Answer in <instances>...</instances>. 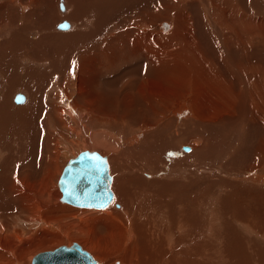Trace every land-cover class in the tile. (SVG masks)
<instances>
[{
    "label": "bare ground",
    "instance_id": "bare-ground-1",
    "mask_svg": "<svg viewBox=\"0 0 264 264\" xmlns=\"http://www.w3.org/2000/svg\"><path fill=\"white\" fill-rule=\"evenodd\" d=\"M211 3L201 2L213 36H224L219 55L185 25L180 0H160L162 15L136 0H0V264H52L42 254L54 249L42 250L71 245L60 227L84 211L98 216L81 218L86 238L75 242L97 264H264V58L254 44L264 32L242 48ZM129 58L147 67L139 79L107 84ZM250 122L252 140L255 125L235 134ZM82 149L106 156L113 196L103 207L64 198L59 178L50 184L58 155ZM192 183L202 186L195 197Z\"/></svg>",
    "mask_w": 264,
    "mask_h": 264
},
{
    "label": "rangeland",
    "instance_id": "rangeland-1",
    "mask_svg": "<svg viewBox=\"0 0 264 264\" xmlns=\"http://www.w3.org/2000/svg\"><path fill=\"white\" fill-rule=\"evenodd\" d=\"M139 1H142V4L144 5L145 4V8H146V14L147 13H151V12H158L160 15H162L163 14V12L161 11V9H160V7H158V5H157V3L159 4V2H160V0H136V2L138 3ZM157 1V2H156ZM192 1L193 0H189V1H182L181 2V0H180V3H181V6H180V4L179 5H176V8H177V10L180 12V11H182V9L185 11V13H187V14H190V20L189 21H186V20H183L184 22H189V23H185V25H188L189 27L190 26H192L194 29H200V31H198L197 29H196V34H197V36L199 37V39L201 40H203V43H204V45H205V47H207V48H209V49H211V47H212V45H214V47H215V49H214V51H211V53H213V54H215V55H219L220 54V50H221V52L223 53V51H222V43L220 42L221 40V37H215V35L213 36V28H212V26H209V25H211L212 23L210 22V20H209V17H208V14L203 10V7H202V5L203 4H201V2H202V0H197V2H194L193 3V5H190L189 3H192ZM198 1H199V3H198ZM212 3H211V6L210 7H212L213 9H214V15H215V18H216V20L217 21H219L220 22V20L223 22L226 18H228L227 20H228V23L230 24V26H231V29H232V34L231 35H229L232 39H234L233 40V42H235L236 41V38H235V34H236V32H237V34H239V39H241V42H240V46L242 47V48H247V47H250L252 44H251V42L253 41V40H255V39H257L258 38V36H261L262 37V33L264 32V26H263V24H262V22L264 21V0H253V3H251L250 2V0H245L246 1V3H245V5H244V7L248 10H244L245 8L244 7H242L240 4L238 5L237 4V6L235 5V0H234V2H232V0H231V12H227L226 10H224V6H222L221 7V3L223 2V0H210ZM256 2H258V3H256ZM133 3L135 4V2L133 1ZM151 3H153V4H151ZM212 4H214V6L212 5ZM149 6V7H147V6ZM188 5V6H187ZM253 5V6H252ZM157 6V7H156ZM234 6L239 10V9H242V10H239V12L236 10V8H234ZM239 6V7H238ZM250 6V7H249ZM252 7V8H251ZM60 8V7H59ZM174 7H172V8H169L170 9V11H171V9H172V11L174 10L173 9ZM194 8V9H193ZM249 8H251L250 10H249ZM258 9V10H257ZM114 12H116V10L114 9L113 10ZM113 11H111V12H113ZM171 11V14H173V12ZM250 11H253L252 13L250 12ZM204 12V13H203ZM211 11H209V13H210ZM247 12V13H246ZM194 13H196V14H194ZM194 14V15H193ZM243 14H244V16H243ZM251 14V16H249ZM255 14V15H254ZM196 15V16H195ZM202 15H203V17H202ZM211 15H212V13H211ZM231 15V16H230ZM239 16V17H238ZM247 16V17H246ZM255 16V17H254ZM208 17V18H207ZM213 17V16H212ZM233 17V19H231V18ZM197 18V20H198V22L200 23V26H197V23L195 22L196 19ZM241 18H242V21H241ZM62 18H61V16H60V19H59V21L61 20ZM63 19H67L68 20V18H66L64 15H63ZM172 20H174V18H172ZM232 20V21H231ZM175 21V20H174ZM202 21V22H201ZM233 21H235L236 22V24H233L232 22ZM249 22V23H246V22ZM57 22V21H56ZM191 22H193L192 24H191ZM238 22H240V25H239V23ZM224 23V22H223ZM233 24V25H232ZM260 25L261 24V28L258 26V25ZM32 25H34V24H32ZM173 25H174V23H172V25H171V27H173ZM237 25V26H236ZM209 28H208V27ZM234 26V27H233ZM262 26H263V28H262ZM174 27H175V25H174ZM59 28V27H58ZM70 28V27H69ZM68 28V29H69ZM237 30H236V29ZM60 30H68V29H61V28H59ZM203 29V30H202ZM207 29V30H206ZM246 29V30H245ZM263 30V31H262ZM212 31V32H211ZM226 31H228V29L227 30H225V32ZM244 31V32H243ZM249 31V32H248ZM253 31L255 32V33H253ZM209 32H211V33H209ZM224 32V35H226V33ZM212 34V36H208V35H211ZM254 34H256L255 36H254ZM168 35V34H167ZM243 35V36H242ZM247 35V36H246ZM163 36H165L164 34H163ZM252 36V37H251ZM214 38V39H216V41H214V42H212L211 40H210V42H208L209 41V39H211V38ZM256 37V38H255ZM207 38H208V41H207ZM220 38V39H219ZM249 38V39H248ZM218 39V40H217ZM222 39H224V36L222 37ZM244 39H247L246 41L244 40ZM20 40L21 41H23V38H20ZM250 41V43L248 44L247 42H249ZM218 42V43H217ZM245 42L248 44V46L245 44ZM213 43V44H212ZM256 43V44H255ZM210 44V45H209ZM242 44V45H241ZM254 44L255 45H258V48H257V51L260 53V55L264 58V42H262V41H255L254 42ZM218 45V46H217ZM236 45V44H235ZM244 45H245V47H244ZM124 45H121L120 47H119V49H118V51L120 52V48L121 47H123ZM220 46V47H219ZM222 46V47H221ZM237 47V46H236ZM217 48H218V50H217ZM235 49V48H234ZM238 49V48H237ZM237 52V51H236ZM247 52L248 51H246V53H243V57L247 54ZM123 53H124V51L122 52V56H123ZM228 53H231V52H228ZM237 53H239L240 54V51L238 50V52ZM236 54V53H235ZM239 54H236V55H239ZM133 59H135V58H129L128 60H126V61H124L125 62V64L124 65H122L123 67H125V68H123L122 66H121V59H120V62H119V64H118V66H116L115 68H114V70H115V72H113L112 74L110 73V71H109V75L110 76H108L107 75V77L108 78H113V76H115V74H116V76L115 77H117V79L114 81V82H111V83H107V84H112V85H114V86H120L121 84H122V82H125L127 79H135V78H138V75H137V72H139L141 69H143V68H147L145 65H139V66H137V67H135L136 66V63H138L139 61H140V59H135V61L134 62H132V60ZM123 62V61H122ZM128 65V66H127ZM118 67V68H117ZM118 69V70H117ZM125 69V70H124ZM128 69V70H127ZM119 71H120V73H119ZM122 72V73H121ZM124 72V73H123ZM119 76H123L121 79H120V77ZM119 78V79H118ZM262 78H264V74H263V76H260L259 77V83H257V85H258V87H260L261 88V92H263L264 93V79L262 80ZM100 79H102V81H104V80H106L107 78L106 77H101ZM139 79V78H138ZM262 85V86H261ZM101 87V86H100ZM108 87V86H107ZM109 88V90L111 89L110 87H108ZM263 88V89H262ZM11 91H10V90ZM8 90V91H7ZM13 89L12 88H6V93H13L14 91H16V90H14L13 92ZM26 93V92H25ZM26 96H28V99H29V94H28V92H27V95ZM5 97H7V95L5 96ZM13 100H14V102L16 103V101H15V99H14V97H13ZM23 102V101H22ZM253 123V124H252ZM250 125V126H249ZM251 125H255V123L254 122H250L249 124L247 123V124H243V125H241L240 127H239V129L235 132V134L236 135H238V133H239V135H248L249 134V132L250 131H252L253 130V127L251 126ZM263 125V126H262ZM261 125V127H262V129L264 130V123ZM33 126H35L36 127V125H34L33 124ZM249 126V127H248ZM248 127V128H247ZM252 127V128H251ZM257 125H255V130H253L252 131V133H251V135L249 136L250 137V140H252L251 138H252V136L254 137L255 136V133L257 132ZM38 129H39V127H37ZM252 130H251V129ZM249 129H250V131H249ZM241 130V131H240ZM248 130V131H247ZM31 131H33L32 132V135H34V133H36V131L35 130H31ZM30 131V132H31ZM247 131V132H246ZM253 132H254V134H253ZM247 133V134H246ZM75 134V133H74ZM262 134H264V132H262ZM75 136V135H74ZM222 136V135H221ZM181 145H183V144H181ZM184 147V146H183ZM113 150H114V148H112ZM111 149V151H113ZM190 149V148H189ZM189 149H185V147L183 148V150H185V151H188ZM116 150V149H115ZM64 151V150H63ZM80 151V150H79ZM79 151H76V153H72V154H70L71 156H69L68 154H67V152L66 153H64V154H60V155H58V157H57V159H56V163H55V165L52 167V172L51 173H49V175H48V177H49V180H50V184H52V185H56V183H57V178H59V176H60V171H62V169H63V167L65 166V164H66V161L69 159V158H71L72 156H75ZM110 152V151H109ZM74 154V155H73ZM62 156H64V157H62ZM62 157V158H61ZM67 157H69V158H67ZM59 158V159H58ZM239 160H240V158H236V159H233L232 160V162H233V166H239ZM58 165V166H57ZM57 167H58V169H57ZM208 166L206 165V168H207ZM54 168H56V170L54 169ZM203 168H205V167H203ZM190 169V168H189ZM55 173V174H54ZM51 176V177H50ZM54 177V178H53ZM52 180V181H51ZM56 180V181H55ZM55 182V183H54ZM196 183H192V185H195ZM244 184H247V183H244ZM244 184H241L242 185V187L243 188H245V190H250L252 187L250 186V185H247V186H245ZM240 185V184H239ZM196 186H198V188H197V190H193V188L194 187H191L192 188V196L193 197H195L194 196V194L195 195H198V193H199V191H200V189H201V187L202 186H200L199 187V185L197 184V185H195V187ZM249 186V187H248ZM115 187V186H114ZM251 187V188H250ZM49 188V187H48ZM47 188V189H48ZM52 188V187H51ZM50 188V190L51 191H49V193L50 194H53V192H52V189H55V188H52L51 189ZM169 188V190H171V188H170V186L168 187ZM188 189H190V187L188 188ZM49 190V189H48ZM56 190H57V188H56ZM113 191H115V189L113 188ZM197 191V192H196ZM57 192H58V190H57ZM170 191H166V198L168 197L167 195V193H169ZM47 193V191H45V194ZM194 193V194H193ZM115 199H116V197H115ZM120 199V198H119ZM58 200H59V198H58ZM61 203V202H60ZM262 204V203H261ZM70 207H71V205L70 204H68ZM263 205V204H262ZM83 208H86V207H83ZM107 208V207H106ZM106 208H103V209H100V210H104V209H106ZM88 209V208H87ZM89 209H92V208H89ZM74 210H76V209H74ZM97 210V209H96ZM70 211H72V210H69V211H67V212H70ZM76 213V212H75ZM79 213V214H78ZM96 213H98V212H90V211H84V212H77L76 213V215L75 214H73V216H75L73 219H71V220H69L70 221V223L71 224H67V220H64V222L62 223V225H61V231L63 232V234H64V239H62L63 240V243H66V244H69L70 242H75L76 240H77V242H78V240H83L84 241V239L86 238V236L84 235L85 233H87V231L85 232V230H83V232H78V230H80L79 229V227L76 225V224H78V222L79 223H81V218L82 217H93V216H98V214H96ZM78 215V216H77ZM82 215V216H81ZM84 215V216H83ZM80 219H79V218ZM76 221H75V220ZM74 221V222H73ZM72 223H74L75 225H73ZM68 225H70V226H68ZM64 226H66L67 227V229H65L64 230ZM71 227H73V228H71ZM77 228V229H76ZM71 229V230H70ZM70 230V231H69ZM73 232L74 233H76V234H73ZM68 233V234H67ZM83 233V234H82ZM81 236H83V237H81ZM68 237H69V239L71 240V241H69V239H68ZM71 237H73V238H71ZM77 238H79V239H77ZM66 239L68 240V241H66ZM65 240V241H64ZM76 242V243H77ZM79 244V243H78ZM60 245H62V244H54L53 246H51V247H49V248H47V249H44V250H42V251H46V250H52V249H55L56 247H58V246H60ZM262 247H264V245L262 246ZM41 250L40 251H36V252H34L33 254L35 255L36 253H39V252H42ZM30 253V254H29ZM29 253H28V256L29 257H31L32 256V254H31V252L29 251ZM111 259H113V262L115 263L116 261H118V259H117V257H112ZM112 262V261H111ZM4 264H8V262H6V263H4Z\"/></svg>",
    "mask_w": 264,
    "mask_h": 264
},
{
    "label": "water",
    "instance_id": "water-1",
    "mask_svg": "<svg viewBox=\"0 0 264 264\" xmlns=\"http://www.w3.org/2000/svg\"><path fill=\"white\" fill-rule=\"evenodd\" d=\"M67 26L65 19L58 24L59 28ZM17 102L24 99V94L16 93ZM111 175L108 172L106 156L97 151L80 150L75 156L68 159L58 179L63 197L71 202L88 207H103L112 198L113 193L109 186ZM40 255V254H39ZM42 255H49L52 264H97V261L76 242L71 245H60L53 251ZM48 262L41 256H34L32 264Z\"/></svg>",
    "mask_w": 264,
    "mask_h": 264
}]
</instances>
